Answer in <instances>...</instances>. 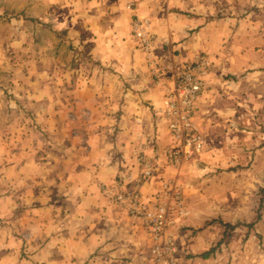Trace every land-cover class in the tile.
Listing matches in <instances>:
<instances>
[{
	"label": "rangeland",
	"instance_id": "rangeland-1",
	"mask_svg": "<svg viewBox=\"0 0 264 264\" xmlns=\"http://www.w3.org/2000/svg\"><path fill=\"white\" fill-rule=\"evenodd\" d=\"M202 5L212 25L195 33L192 54L210 60L195 114L207 143L166 178L183 203L169 235L179 264H264V0ZM78 12L68 0H0V264L29 259L21 215L35 205L30 190L50 146L47 100L92 75L88 27L71 24Z\"/></svg>",
	"mask_w": 264,
	"mask_h": 264
},
{
	"label": "crops",
	"instance_id": "crops-1",
	"mask_svg": "<svg viewBox=\"0 0 264 264\" xmlns=\"http://www.w3.org/2000/svg\"><path fill=\"white\" fill-rule=\"evenodd\" d=\"M68 1L79 11L71 24L88 27L83 39L95 65L91 77L58 88L69 90V97L48 99L53 112L40 119L50 146L37 166V190H30L35 205L21 215L26 264H153L151 236L105 197L102 186L135 180L144 170L140 158L154 167L142 185L145 196L174 175L163 157L172 139L160 113L172 77L153 78L132 35L133 14L125 0ZM202 2L138 1L136 14L151 22L157 36L162 69L193 59L197 35L212 25L196 12Z\"/></svg>",
	"mask_w": 264,
	"mask_h": 264
},
{
	"label": "built area",
	"instance_id": "built-area-1",
	"mask_svg": "<svg viewBox=\"0 0 264 264\" xmlns=\"http://www.w3.org/2000/svg\"><path fill=\"white\" fill-rule=\"evenodd\" d=\"M133 14L132 34L147 56L153 78L161 81L168 74L173 86L163 97L161 116L166 123L172 144L164 149L163 157L172 168H181L206 148V138L196 124L197 102L204 90L205 78L210 71V60L205 54L196 55L180 67L162 69L155 56L157 36L151 22L136 14L139 0H125ZM139 162L143 172L134 180L131 176L114 185H103L102 193L114 205L124 209L135 220L141 221L152 239L150 257L153 264H179L177 248L169 235L173 211L182 206L181 189L177 183L165 180L151 196H145L142 185L154 174V167L144 158ZM182 214V210L179 211Z\"/></svg>",
	"mask_w": 264,
	"mask_h": 264
},
{
	"label": "trees",
	"instance_id": "trees-1",
	"mask_svg": "<svg viewBox=\"0 0 264 264\" xmlns=\"http://www.w3.org/2000/svg\"><path fill=\"white\" fill-rule=\"evenodd\" d=\"M231 229H235V227H233V226H229ZM208 256H209V253H206V255H204L203 257L204 258H208Z\"/></svg>",
	"mask_w": 264,
	"mask_h": 264
}]
</instances>
